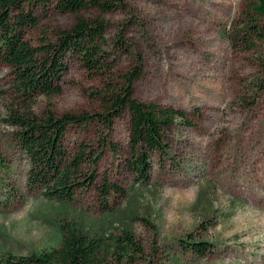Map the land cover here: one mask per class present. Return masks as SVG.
Segmentation results:
<instances>
[{"label": "rangeland", "instance_id": "1", "mask_svg": "<svg viewBox=\"0 0 264 264\" xmlns=\"http://www.w3.org/2000/svg\"><path fill=\"white\" fill-rule=\"evenodd\" d=\"M250 0H122L111 13L89 11L102 21L108 77L90 73L69 59L62 93L40 97L33 112H103L105 83L127 84L135 71V98L190 114L194 126L179 121L166 135V153H151L152 176L137 181L130 167L128 114L112 129L93 124L72 129V152L88 145L98 162V184L109 181L107 202L96 188L79 192L72 203L49 201L26 188L29 162L13 140L14 128L1 93L11 70L0 62V258L61 251L71 228L94 243L92 264L114 261L118 239L132 236L142 249L134 264H264V42L252 51L233 48L229 33L242 23ZM28 41H55L75 16L51 7L39 13ZM264 30V18L261 20ZM108 137L120 150L111 152ZM106 143V145H105ZM208 242L212 253H191L186 241ZM134 255V254H132Z\"/></svg>", "mask_w": 264, "mask_h": 264}, {"label": "trees", "instance_id": "2", "mask_svg": "<svg viewBox=\"0 0 264 264\" xmlns=\"http://www.w3.org/2000/svg\"><path fill=\"white\" fill-rule=\"evenodd\" d=\"M122 0H0V62L11 70V81L1 98L6 101L8 113L4 122L14 128L13 140L29 162L26 188L29 194H38L49 201L72 203L79 192L96 188L107 202L112 192L124 191L108 180L98 184V162L102 154L88 145L72 152L69 139L72 129H84L97 124L112 129L113 123L128 114L130 118L129 145L134 154L130 167L137 181L148 183L152 176L151 153H166V135L181 121L191 127L189 113L156 103H145L135 98L132 83L135 71L126 77L127 84L118 87L107 81L104 91L96 98L103 104V112L95 114L33 112L40 97L62 93V82L69 71V59L77 58L92 74L108 77L105 46V26L102 21H89L82 14L89 11L111 13L121 6ZM51 7L62 14L75 16L70 30H59L55 41L42 38L39 46L32 45L28 33L39 25V13ZM264 18V0H250L242 23L229 33L235 49L252 51L264 42L261 20ZM262 74L255 85L264 90V61ZM111 152L119 147L108 137L103 139ZM105 143V145H106ZM121 252L107 264H134L135 256L142 253L134 238L125 235L118 239ZM94 243L83 233L71 228L63 232L61 251L55 254L0 258V264H92ZM96 246V245H95ZM208 242L186 241L191 253L205 257L212 253ZM134 254V255H132Z\"/></svg>", "mask_w": 264, "mask_h": 264}]
</instances>
